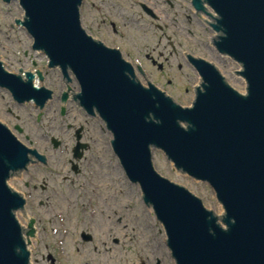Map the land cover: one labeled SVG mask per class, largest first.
I'll use <instances>...</instances> for the list:
<instances>
[{
	"label": "water",
	"instance_id": "1",
	"mask_svg": "<svg viewBox=\"0 0 264 264\" xmlns=\"http://www.w3.org/2000/svg\"><path fill=\"white\" fill-rule=\"evenodd\" d=\"M4 1L18 2L23 19L14 20L31 39V49L67 83L73 76L78 86L73 99L106 124L113 154L162 225L175 264H264V0H193L219 32L211 38L213 47L241 67L236 72L246 89L238 93L212 63L187 55L201 79L190 107L150 83L143 87L117 50L86 35L81 0ZM18 71L8 72L0 61V88L17 104L33 101L41 111L51 91L35 86L31 72ZM35 74L41 81V73ZM152 148L176 170L207 183L222 206L224 227L199 198L155 171ZM29 155L45 161L0 122V264H29L26 246L34 219L26 228L19 224L15 213L25 199L7 185L26 168Z\"/></svg>",
	"mask_w": 264,
	"mask_h": 264
},
{
	"label": "rangeland",
	"instance_id": "2",
	"mask_svg": "<svg viewBox=\"0 0 264 264\" xmlns=\"http://www.w3.org/2000/svg\"><path fill=\"white\" fill-rule=\"evenodd\" d=\"M101 1L84 0L80 8L81 27L93 40L117 50L131 66L138 65L143 74L133 68V75L143 87L151 83L176 104L190 106L198 84L197 74L185 59L190 55L212 63L227 85L240 94L245 93V81L236 72L241 67L210 44V39L219 32L210 28L208 23L212 21L204 14L200 13L199 18L193 16L186 3L178 2L181 14L175 16L163 0H152L161 12L156 16L159 18L152 19L137 4L142 0ZM184 13L190 15V23L185 21ZM14 19H23L18 2L0 0V61L9 72H31L33 84L49 89L52 96L40 111L32 102L13 104L9 94L0 88V122L21 142L45 156V166L29 164L7 180L25 198L23 209L15 213L19 224L25 227L30 217L35 221V235L26 246L29 264H49L48 255L56 264H156V261L175 264L162 225L142 201L139 187L125 177L108 140L99 151L84 156L79 173L70 171L67 160L71 138L65 126L85 118L78 115L70 94L64 103L65 113L60 115L59 97L63 91L67 92L66 81L58 69L46 67L42 53L31 50V39ZM159 26L164 29L159 31ZM157 65L162 68L158 69ZM35 70H40L41 81L36 78ZM69 86L76 87L74 83ZM16 122L23 129L21 134L12 130ZM52 137L60 141L55 148ZM151 162L157 173L199 198L224 227L222 206L207 183L176 170L158 149H151ZM30 178L41 188L36 183L34 190ZM25 182L29 186H24ZM81 232L90 233L92 241H82ZM112 238L118 240L117 245Z\"/></svg>",
	"mask_w": 264,
	"mask_h": 264
},
{
	"label": "flooded vegetation",
	"instance_id": "3",
	"mask_svg": "<svg viewBox=\"0 0 264 264\" xmlns=\"http://www.w3.org/2000/svg\"><path fill=\"white\" fill-rule=\"evenodd\" d=\"M99 1H101V0H99ZM102 1H106V0H102ZM143 2L148 7L146 5H144ZM163 2L165 4V7H167L168 9H172L175 12V13L172 12L175 16H176V13L181 14L180 9H182V8L179 6L178 2L186 3L188 5V7L191 10H193V12L190 11V13L193 14V16L197 17V15H199L201 13L200 9H197L193 6V0H176V2H175V0H163ZM83 4H84V0H82L81 8H82ZM137 4L140 6L142 12L145 15H147L148 17H150L152 19L159 18V16L158 17H156V16L160 15L161 12L158 11L157 5L152 0H142V2L137 1ZM107 6H110V4ZM149 6L152 7L153 10L150 9ZM183 17L185 18V21L187 23L191 22L190 15L184 13ZM109 25L115 31V25L112 21L109 22ZM157 29L159 31H161L162 29H164V27L159 26ZM167 38L169 39L170 37H167ZM188 65L190 66L189 63H188ZM161 68H162V65L158 66V69H161ZM76 109H78V115L83 116V118H85V119L79 123L78 122L71 123V124L67 123V125L65 126V132L69 133L68 135L71 138V143H70L71 147L69 149L70 157H71V152H72V148H73L74 144L79 142L81 145V147L77 151V152L81 153V157L79 160L74 162L76 165V171H77V173H79L81 171L80 162L87 153H90L93 155L95 150L99 151V149L101 148V145H104V142H106L107 140H108L107 143L110 146V131L107 128L106 124L100 120V118H98L94 115L87 114L86 112H84L82 109H80L78 107ZM7 113L12 115L10 110H7ZM90 132H91V134H90ZM70 157L68 158L67 161H68V166H69L70 171H71L72 161H71ZM61 160H62V158H61ZM31 166H34V167L40 166V164L33 163ZM63 178L66 179L68 177H63ZM36 183L38 184L37 181H35L33 178H30V184L34 190L37 189ZM24 186H29V183L25 182ZM38 186H40V188H41L40 184H38ZM90 241H92V237L89 241H84V242H90ZM112 242L116 245L118 244V240L116 238H112ZM46 259L49 261V264H56L55 259L53 257L52 258L48 257ZM156 262H157L156 264H159L158 261H156Z\"/></svg>",
	"mask_w": 264,
	"mask_h": 264
},
{
	"label": "bare ground",
	"instance_id": "4",
	"mask_svg": "<svg viewBox=\"0 0 264 264\" xmlns=\"http://www.w3.org/2000/svg\"><path fill=\"white\" fill-rule=\"evenodd\" d=\"M26 146V145H25Z\"/></svg>",
	"mask_w": 264,
	"mask_h": 264
}]
</instances>
